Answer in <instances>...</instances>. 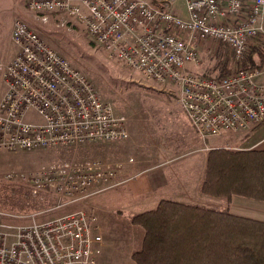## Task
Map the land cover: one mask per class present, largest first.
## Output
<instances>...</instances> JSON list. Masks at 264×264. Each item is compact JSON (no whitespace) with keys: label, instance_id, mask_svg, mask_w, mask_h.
<instances>
[{"label":"built area","instance_id":"built-area-1","mask_svg":"<svg viewBox=\"0 0 264 264\" xmlns=\"http://www.w3.org/2000/svg\"><path fill=\"white\" fill-rule=\"evenodd\" d=\"M27 0L29 11L47 22L63 14L82 24L109 58L161 87H174L178 102L204 141L244 133L264 122V0ZM18 51L0 63L6 91L0 99V153L58 146L121 144L129 140L126 116L103 101L95 83L18 20L12 33ZM205 44H221L240 67L218 79L194 72ZM133 158L87 160L9 172L35 195L53 193L64 209L135 177ZM30 217L10 241L0 230V264H95L103 236L97 214L80 209L41 220ZM8 235V236H7Z\"/></svg>","mask_w":264,"mask_h":264},{"label":"rangeland","instance_id":"rangeland-1","mask_svg":"<svg viewBox=\"0 0 264 264\" xmlns=\"http://www.w3.org/2000/svg\"><path fill=\"white\" fill-rule=\"evenodd\" d=\"M26 2L27 0H0V63L7 64L16 56L18 49L13 44L12 33L15 23L18 20L23 21L49 46L87 75L95 83L101 99L110 103L116 114L126 116L133 133V140L131 138L128 142H132L133 145H129L128 142L86 144L0 153V230L9 234L7 236L12 241L17 229L29 223L30 217L34 214L42 213L40 219L46 220L80 209L93 210L98 216L100 233L104 239L105 237L109 240L115 239L110 240L112 248L110 251L116 252L118 260H121L125 252L132 250L135 252L137 246L142 245L144 233L142 229L132 227L131 218L144 212L142 209L154 208L151 204L137 207L138 205L131 204V201L117 193L119 188L139 179L141 173L135 174L133 179L126 180L116 188L64 209H54L59 201L55 194L42 192L35 195L25 181L22 179L16 181L17 178L8 179L7 175L16 170H38L41 166L69 161H121L119 158L129 156L126 153L140 154L142 152L140 144L144 138L148 140L152 138L154 142L157 139L161 148L167 143L170 145L169 152L170 150L173 152L177 144L171 141L180 138L179 132L173 129L174 125L180 123V120L175 118L181 119L184 115L177 99L178 91L174 87L163 88L120 61L109 58L107 51L90 39L82 24L63 14L50 15L48 21L44 22L40 15L28 10ZM178 4L185 8L183 0H178ZM199 50L200 66H190L194 72L217 75L223 68L232 73L240 67L229 48L221 44H205ZM263 61L261 59V64ZM5 91L6 86L0 77V99ZM178 151L175 153L180 154V150ZM123 237L132 240H124ZM115 259L117 258L114 257L112 263L109 260L105 264H117Z\"/></svg>","mask_w":264,"mask_h":264},{"label":"trees","instance_id":"trees-1","mask_svg":"<svg viewBox=\"0 0 264 264\" xmlns=\"http://www.w3.org/2000/svg\"><path fill=\"white\" fill-rule=\"evenodd\" d=\"M248 54L247 61L260 67L256 61L258 56L264 60L263 49ZM229 74L223 68L214 76ZM201 193L264 202V150L211 149ZM131 221L144 231L141 248L132 254L136 264H264V221L171 200H161Z\"/></svg>","mask_w":264,"mask_h":264},{"label":"crops","instance_id":"crops-1","mask_svg":"<svg viewBox=\"0 0 264 264\" xmlns=\"http://www.w3.org/2000/svg\"><path fill=\"white\" fill-rule=\"evenodd\" d=\"M183 113L181 119L175 118L176 120L179 119L180 123L174 125L173 129L179 132L180 138L171 141L173 144H177L174 146L173 152L172 150L169 152L170 145H167V143H165L166 146L161 148L157 139L154 142L152 138L149 140L144 138L140 144L142 149L140 154L130 152L126 153L129 154L128 157L119 158L120 160L133 158L137 163L134 166L129 165L127 167L129 169L133 168L134 174L141 173V177L126 184L125 187L119 188L117 193L124 199L131 201V204L138 205L137 207L151 204L155 208L161 200H171L183 204H197L219 211L229 210L239 216L264 221V202L262 201L242 196H233L230 201H227L223 198H215L201 193L208 152L216 147L238 150H264V122L248 132L235 135L227 133L222 137L209 139L206 142L197 135L186 113L184 111ZM128 128L130 140L133 133H131L130 125H128ZM130 143L129 145L132 146L133 143ZM178 150H180V154L175 153ZM170 153L174 155H169ZM142 210L147 211V209ZM131 225L135 227L132 221ZM123 239L132 240L124 237ZM110 240L115 241V239ZM110 240L107 237L104 239L103 236L102 253L96 264H105L109 260L112 263L114 257L117 258L115 259L117 264H136L132 259L134 250L125 252L121 260H118L116 252L110 251L112 249L110 248ZM141 246H137L135 251L139 250Z\"/></svg>","mask_w":264,"mask_h":264}]
</instances>
